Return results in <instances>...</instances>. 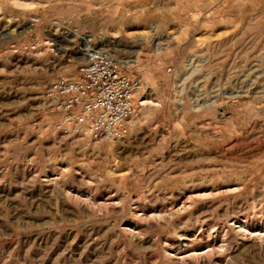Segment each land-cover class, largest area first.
<instances>
[{"label":"rangeland","instance_id":"1","mask_svg":"<svg viewBox=\"0 0 264 264\" xmlns=\"http://www.w3.org/2000/svg\"><path fill=\"white\" fill-rule=\"evenodd\" d=\"M90 43L123 137L52 128ZM0 264H264V0H0Z\"/></svg>","mask_w":264,"mask_h":264},{"label":"built area","instance_id":"2","mask_svg":"<svg viewBox=\"0 0 264 264\" xmlns=\"http://www.w3.org/2000/svg\"><path fill=\"white\" fill-rule=\"evenodd\" d=\"M81 53L76 75H58L44 90L46 107L56 115L52 128L62 136L93 140L123 137L135 115L139 78L104 47L90 43Z\"/></svg>","mask_w":264,"mask_h":264},{"label":"bare ground","instance_id":"3","mask_svg":"<svg viewBox=\"0 0 264 264\" xmlns=\"http://www.w3.org/2000/svg\"><path fill=\"white\" fill-rule=\"evenodd\" d=\"M153 29L154 28H149V31H153ZM76 33V32H75ZM74 34V33H73ZM71 35V34H70ZM103 39V38H102ZM101 41V43L103 42V40H100ZM102 47H104V48H106V49H108V50H110L109 48H107V47H105V46H102ZM110 47H112V46H110ZM83 59V54H82V56H81V60Z\"/></svg>","mask_w":264,"mask_h":264}]
</instances>
